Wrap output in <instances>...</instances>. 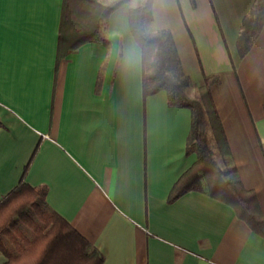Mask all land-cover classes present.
<instances>
[{
  "label": "crops",
  "instance_id": "0c3cea01",
  "mask_svg": "<svg viewBox=\"0 0 264 264\" xmlns=\"http://www.w3.org/2000/svg\"><path fill=\"white\" fill-rule=\"evenodd\" d=\"M253 1L163 0L144 25L170 31L192 83L218 77L211 92L232 159L264 216V27L243 56L237 48ZM61 4L0 0V192L22 176L45 184L48 205L102 264H264V233L227 203L199 190L167 201L196 160L190 110L168 105L163 89L143 98L128 4L108 17V46L83 43L56 64Z\"/></svg>",
  "mask_w": 264,
  "mask_h": 264
},
{
  "label": "trees",
  "instance_id": "16d2710c",
  "mask_svg": "<svg viewBox=\"0 0 264 264\" xmlns=\"http://www.w3.org/2000/svg\"><path fill=\"white\" fill-rule=\"evenodd\" d=\"M122 3L128 4L129 28L141 48L143 98L163 89L168 105L190 110L186 152H195L196 160L175 181L167 201L189 190L206 191L264 233V216L256 195L242 185L214 104L211 86L218 77H206L201 85L192 83L182 70L170 31L145 32L144 23L152 18L151 12H132L129 0H62L56 64L83 43L108 46V17ZM262 27L264 0H254L240 24V56ZM46 192L45 184L30 185L22 176L0 200V253L7 258L5 264H63L66 260L69 264H102L103 254L48 205Z\"/></svg>",
  "mask_w": 264,
  "mask_h": 264
},
{
  "label": "clouds",
  "instance_id": "9594fccd",
  "mask_svg": "<svg viewBox=\"0 0 264 264\" xmlns=\"http://www.w3.org/2000/svg\"><path fill=\"white\" fill-rule=\"evenodd\" d=\"M163 4V0H129V7L130 10L134 13H139L141 11H147L155 13L157 11L158 6ZM155 23H146L144 25L145 32H153L155 30ZM115 35V34H114ZM138 56V48L135 43L129 48L128 52L126 53V60L128 62H133Z\"/></svg>",
  "mask_w": 264,
  "mask_h": 264
},
{
  "label": "built area",
  "instance_id": "2783aa9c",
  "mask_svg": "<svg viewBox=\"0 0 264 264\" xmlns=\"http://www.w3.org/2000/svg\"><path fill=\"white\" fill-rule=\"evenodd\" d=\"M4 194L0 192V200L3 198Z\"/></svg>",
  "mask_w": 264,
  "mask_h": 264
}]
</instances>
